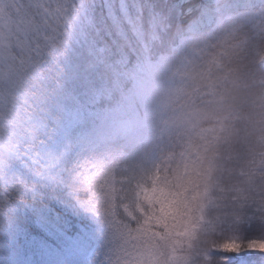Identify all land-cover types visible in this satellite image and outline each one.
I'll return each instance as SVG.
<instances>
[{"label":"trees","instance_id":"16d2710c","mask_svg":"<svg viewBox=\"0 0 264 264\" xmlns=\"http://www.w3.org/2000/svg\"><path fill=\"white\" fill-rule=\"evenodd\" d=\"M44 1L20 0L11 11L25 18L27 39L18 38L0 68L7 131L14 132V155L0 161L11 169L0 177V264H10L13 252L39 257L34 240L49 247V255L65 252L58 236L79 239L88 227L31 167L29 143L42 139L35 129L55 132L64 112L79 119L127 112L124 106L137 102L134 90L146 82L173 87L175 122L188 125H172L174 133L137 151L162 156L163 173L177 165L202 173L208 168L200 227L169 240L177 264H224L226 257L229 264H264V182L258 176L264 161L241 119L246 102L264 87V0H123L125 11H117L121 0L104 10L101 0ZM127 158L136 161L133 153ZM82 236L74 253L80 264H92L85 252L98 234L95 242L94 233ZM248 244L261 253H230Z\"/></svg>","mask_w":264,"mask_h":264},{"label":"rangeland","instance_id":"374dc122","mask_svg":"<svg viewBox=\"0 0 264 264\" xmlns=\"http://www.w3.org/2000/svg\"><path fill=\"white\" fill-rule=\"evenodd\" d=\"M19 4L20 0H0V68L12 45L27 39L25 18L11 15ZM49 7L45 13L50 12ZM5 74L3 78L9 76ZM134 91L137 102L126 104L127 112L112 110L80 119L64 112L65 122L55 132H48L44 125L35 129L42 139L38 142L35 137L29 143L28 161L31 167L37 166L38 179L57 188L64 202L87 222L94 242L98 234L94 249L85 252L88 263L177 264L169 240L200 227L208 198L203 180L208 168L202 173L201 167L177 165L163 173L162 156L157 158L150 148L137 151L138 146L166 137L175 132L174 127L188 122H175L178 112L171 102L178 98L172 86L146 82ZM8 106V98L0 94V145H9L14 135L7 131ZM3 127L7 129L3 131ZM129 153L136 155V161L127 158ZM13 155L12 149L8 157ZM10 171L0 162L2 180ZM87 230L82 234H89ZM82 234L79 239L58 236L65 252L55 250L54 255L34 240L39 257L13 252L10 264H80L81 257L74 252L81 248Z\"/></svg>","mask_w":264,"mask_h":264},{"label":"clouds","instance_id":"9594fccd","mask_svg":"<svg viewBox=\"0 0 264 264\" xmlns=\"http://www.w3.org/2000/svg\"><path fill=\"white\" fill-rule=\"evenodd\" d=\"M246 107L247 111L241 114V119L248 129V134L253 138L256 154L264 161V87L246 102ZM209 115H212V111ZM11 151L10 145H0V161L5 160ZM258 176L264 182V172Z\"/></svg>","mask_w":264,"mask_h":264},{"label":"snow or ice","instance_id":"6c2138e0","mask_svg":"<svg viewBox=\"0 0 264 264\" xmlns=\"http://www.w3.org/2000/svg\"><path fill=\"white\" fill-rule=\"evenodd\" d=\"M98 7L101 9V10H104L106 8H109L111 7L112 9H115V5L111 3V0H101V3L98 5ZM127 5L123 3V0H121V6L120 8L117 10V11H125L127 10ZM246 250H251V251H254V252H259L261 253L254 245L252 244H248L246 247H240V248H237V249H234V250H230V253H240V252H243V251H246ZM224 264H229V261H228V258L226 257L225 260H224Z\"/></svg>","mask_w":264,"mask_h":264}]
</instances>
